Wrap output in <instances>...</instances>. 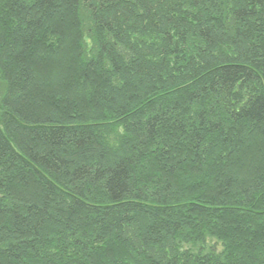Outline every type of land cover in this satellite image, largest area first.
<instances>
[{"label": "trees", "instance_id": "trees-1", "mask_svg": "<svg viewBox=\"0 0 264 264\" xmlns=\"http://www.w3.org/2000/svg\"><path fill=\"white\" fill-rule=\"evenodd\" d=\"M0 82V264H264V0H0Z\"/></svg>", "mask_w": 264, "mask_h": 264}, {"label": "rangeland", "instance_id": "rangeland-1", "mask_svg": "<svg viewBox=\"0 0 264 264\" xmlns=\"http://www.w3.org/2000/svg\"><path fill=\"white\" fill-rule=\"evenodd\" d=\"M52 24L53 23L49 24L48 28L49 29L53 28L54 30L58 31L57 29L58 27L57 28L53 27ZM59 25L61 24H58V26ZM60 27H61V32L59 36L61 37V46L59 44L60 50H58V52L55 53L54 52L48 53L45 51L42 52L39 50L38 46H35L33 48V52L30 54V57L28 56V66H30L32 73H34L33 75L34 89L32 90L33 97H31V99L40 100V95H41L40 92L42 93V96L46 98L47 97L53 98V96H56V98L58 97L65 98V96L79 98V96L84 94L80 82L78 83L74 82V75H76L75 72L78 69V64L75 61V58L77 57L76 51H75V58L72 59L74 49L76 48L77 45V41L74 36V25L72 22H69V24L62 25ZM81 42L86 47L84 49L88 51L90 45L89 42L85 38L81 40ZM65 45L66 47L68 46L67 50H64L66 48ZM50 79L52 80V82L55 83V85L54 86L49 85L47 88L44 87L43 90V84L44 85L48 84L47 81ZM0 92H1V86H0ZM36 110H38L40 113L45 111L41 107L40 109H36ZM256 138H253V136H251L252 145L254 144L255 142L254 140ZM252 151L253 150H251L246 155L247 158L251 156L249 154H251ZM258 162L264 163V157H260V159H258L257 157L255 158V162L251 161L249 162V165L245 164L246 170L241 175L242 176L241 183L246 182L247 178L251 177L253 173L252 170H250L251 165H254L255 163ZM262 167L264 168V164H262ZM15 191H16L15 193L14 192L10 193L11 194L10 196H13L12 197L13 199H17L19 197H27L30 199L33 197L34 194L37 193L38 190L35 185L29 183L28 190L25 191V193H22V191L19 192L17 190Z\"/></svg>", "mask_w": 264, "mask_h": 264}]
</instances>
